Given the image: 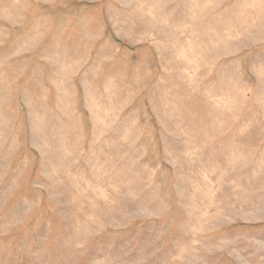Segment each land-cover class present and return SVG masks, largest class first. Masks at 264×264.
Instances as JSON below:
<instances>
[{"label": "rangeland", "instance_id": "rangeland-1", "mask_svg": "<svg viewBox=\"0 0 264 264\" xmlns=\"http://www.w3.org/2000/svg\"><path fill=\"white\" fill-rule=\"evenodd\" d=\"M0 264H264V0H0Z\"/></svg>", "mask_w": 264, "mask_h": 264}]
</instances>
